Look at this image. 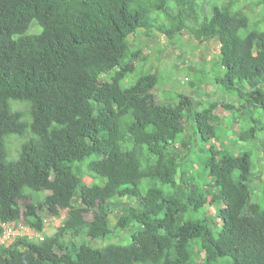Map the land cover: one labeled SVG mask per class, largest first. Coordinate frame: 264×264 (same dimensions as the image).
<instances>
[{"label": "trees", "instance_id": "trees-1", "mask_svg": "<svg viewBox=\"0 0 264 264\" xmlns=\"http://www.w3.org/2000/svg\"><path fill=\"white\" fill-rule=\"evenodd\" d=\"M239 1L220 0L199 22L193 0H0V219L42 232L39 211L65 209L41 240L21 235L0 246V264H264L253 152L211 144L202 168L192 149L183 156L195 98L173 91L159 102L158 75L144 69L149 55L130 43L151 29L170 40L181 31L216 37L224 70L216 83L244 101L232 118L237 140L253 141L264 132V117L253 114L264 110V17L242 36L249 11ZM218 106L236 108L211 101L194 111L205 142L221 138ZM220 201L218 222L206 209ZM134 222L140 229L127 244L89 241Z\"/></svg>", "mask_w": 264, "mask_h": 264}, {"label": "rangeland", "instance_id": "rangeland-1", "mask_svg": "<svg viewBox=\"0 0 264 264\" xmlns=\"http://www.w3.org/2000/svg\"><path fill=\"white\" fill-rule=\"evenodd\" d=\"M198 2L199 6L195 8L197 14V20L199 22L203 21L206 17H209L211 14V8L213 5H219L220 0H193ZM240 4H247L248 6V26L241 30V35L244 36L249 30L257 29L258 27L264 25L261 23L260 26H255L254 20H258L262 16L264 17V4L258 5L257 0H240ZM150 13H153L151 11ZM149 13V15H150ZM153 15L155 21L165 20L162 11H154ZM151 17V15H150ZM37 27L32 25L29 29L30 32H36ZM180 37L170 40L165 37L162 33L157 31H147V33H142V30H139L134 36L130 37V43L132 46L136 47L137 45L144 46V52L148 53L149 59L144 65V69L154 70L159 78V82L155 86L154 93L156 94L159 102L163 103L164 94H173V91H180L186 94H190L195 98V102L192 106L185 109V121H186V133L181 141L180 152L185 156L189 150L192 149L193 158L197 161L196 166L202 168L201 162L208 155L209 146L215 144L220 147H228L230 151H246L251 150L252 160H253V172L261 171V180L259 175L254 177V183H251L253 190H258V196H255V192L252 194V200L259 202L264 205V132L257 131V139L253 141H248L245 143L237 140V131L239 128V123L234 121L232 115L235 113H240L237 111V106L239 102L236 95L228 90H225L223 86L219 83H216V79L219 76L224 74V70L219 65V52L218 49V40L216 37L209 40L202 39V41H194V38L188 31H181ZM139 70L145 72V70L140 68ZM201 73L203 75H201ZM188 77V81L185 78ZM199 80L203 83L201 86H198ZM260 91H264V87L260 88ZM211 101H223L224 103H232L236 105L235 109H227L222 106H218L212 113V116L216 119V122L220 124L218 127V132L221 138L212 139L208 142L202 140L197 131V126L194 120V111L202 110L208 107L209 102ZM254 116L264 117V110L261 108H254ZM250 116L252 114L249 113ZM248 120V117H247ZM215 122V119L211 120ZM243 125L246 127L250 124H247V121L240 120ZM222 142L224 144H222ZM227 142H230L227 143ZM227 143V144H226ZM17 157L9 155L8 149V158L14 159ZM263 168V169H261ZM200 170V169H199ZM198 170L194 174H197ZM200 177L198 181L201 186L203 183H206L208 179L204 178V173L198 174ZM85 179V178H84ZM99 181V178L96 179ZM258 180V181H257ZM87 181V179L85 180ZM257 181V182H256ZM256 182V183H255ZM263 201V202H262ZM222 206V202H215L211 206H208L206 212L209 215H212L216 220L219 219L216 217L218 213L219 206ZM61 214L65 213V210L60 211ZM86 219L90 218V214L85 215ZM50 219V215L47 216ZM51 222V219H50ZM46 222L45 225L46 233L50 234L55 231L57 226L61 223L54 221L53 224ZM140 229L139 224L131 223L125 229L118 228L113 232L106 235V237L89 240L90 243H93L95 247L102 248L108 243L115 244H127L131 241V233L133 230ZM135 264H151V263H140Z\"/></svg>", "mask_w": 264, "mask_h": 264}, {"label": "clouds", "instance_id": "clouds-1", "mask_svg": "<svg viewBox=\"0 0 264 264\" xmlns=\"http://www.w3.org/2000/svg\"><path fill=\"white\" fill-rule=\"evenodd\" d=\"M33 25V24H32ZM31 27V26H30ZM186 80H188V77L187 78H185ZM65 210V209H64ZM39 214L44 218V227H45V225H47L46 224V222H50V219H51V224H53L54 223V221H56V222H60V221H62V219L64 218V216H65V213L64 214H59L58 216H56V215H51L50 214V212L48 211V210H46V209H43V210H41V211H39ZM48 215H50V219L49 218H47V216ZM0 221L2 222V223H10V222H12V223H14V224H22L24 227H25V229H26V232H24V234H21V235H23V236H27L28 238H31V239H36V238H38V239H42V237H43V234H48V233H46V229L44 228V230L42 231V232H39V231H35L34 229H32L31 227H29V226H27L24 222H23V220H19V221H2L1 219H0ZM55 224V223H54ZM1 232V231H0ZM44 232V233H43ZM43 233V234H42ZM21 235H18V236H21ZM18 236H16V237H14L10 242H5V243H3V244H0V246H9L16 238H18Z\"/></svg>", "mask_w": 264, "mask_h": 264}, {"label": "built area", "instance_id": "built-area-1", "mask_svg": "<svg viewBox=\"0 0 264 264\" xmlns=\"http://www.w3.org/2000/svg\"><path fill=\"white\" fill-rule=\"evenodd\" d=\"M0 244L10 242L14 237L24 234L25 227L22 224L2 223L0 221Z\"/></svg>", "mask_w": 264, "mask_h": 264}]
</instances>
